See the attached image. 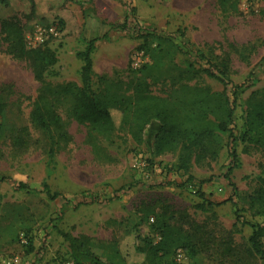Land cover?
Listing matches in <instances>:
<instances>
[{"label":"rangeland","instance_id":"obj_1","mask_svg":"<svg viewBox=\"0 0 264 264\" xmlns=\"http://www.w3.org/2000/svg\"><path fill=\"white\" fill-rule=\"evenodd\" d=\"M12 17L21 21L29 47H49L57 54L58 74L50 76L53 81L81 82L79 52L92 38L96 39L95 86L100 74L141 77L140 69L150 63L149 72L160 76L152 88L163 93L190 62L205 66L210 59L226 61L233 82L248 86L237 101L233 127L239 133L244 129L247 98L264 87V0H240L238 9L228 15L221 12L218 0H0V101L6 104L0 126H27L31 133V144L24 149L13 146L8 133L0 137V264L69 260L79 264L61 231L88 235L97 255L116 245L129 263L139 264L145 260L140 250L144 240H160L154 222L165 210L185 227L200 223L218 243L229 241L237 252L222 256L217 246L214 253L190 257L179 249L174 255L178 263L263 264L247 252L253 229L236 218L230 197L246 220L264 223V216L256 215L249 204L264 167V149L238 141L237 164L230 156L226 134L216 160L195 164L185 173L174 168L177 152L153 156L151 130L142 143L118 131L113 140L102 139L108 153L94 152L87 142V127L64 108L60 113L72 138L61 142L50 161L49 135L30 120L40 84L27 61L7 52L1 33V22ZM139 26L167 33L184 31L186 40L205 58L191 60L154 37L145 43L136 34ZM201 83L215 91L223 89L222 83L207 76ZM229 169L236 192L228 181ZM21 181L27 188L19 187ZM44 182L61 196L51 199ZM206 201L214 203L208 211L197 207Z\"/></svg>","mask_w":264,"mask_h":264},{"label":"trees","instance_id":"obj_2","mask_svg":"<svg viewBox=\"0 0 264 264\" xmlns=\"http://www.w3.org/2000/svg\"><path fill=\"white\" fill-rule=\"evenodd\" d=\"M239 2L240 0H218L221 12L225 15L236 11ZM125 24L129 25L128 22ZM137 29V36L143 38L145 43L150 37H154L186 53L191 60L194 57L205 58L203 51L186 40L184 31L167 33L141 26ZM1 33L7 43V52L17 59L27 61L40 84L30 112V120L36 129L49 135L50 161L54 160L61 142L67 143L72 138L60 113L64 108L72 119L87 127V142L94 152L107 151L102 139L111 141L118 131H124L137 143H142L147 131L151 130L154 134L153 156L177 152L174 168L185 173H189L195 164L209 165L216 160L224 146L226 134L230 156L237 164L238 141L264 149V87L253 90L247 98L244 129L237 133L233 127L237 101L248 86L245 82H233L226 61L210 59L205 66H196L193 61L190 62L188 67L179 70L163 93H157L152 88L159 82L160 76L149 72L152 66L150 63L144 64L140 69L143 72L141 77L124 79L100 74L95 86L92 53L96 39L92 38L87 40L86 48L79 52V57L83 60L81 82L53 81L50 76L58 74L55 71L58 62L55 51L43 46L29 47L23 25L17 17L3 20ZM204 76L222 83L223 89L215 91L210 85L202 84L201 79ZM5 106V102L0 101V113ZM0 132H3L0 137L8 133L7 138L19 149L27 148L31 144V133L27 126L4 124L0 126ZM230 172L231 169L227 172L228 181L236 192L237 187L230 178ZM257 184L255 191L249 195V204L256 215L264 216V167L257 177ZM19 187L27 188V184L21 181ZM43 187L51 199L61 196L60 192H53L48 183L44 182ZM230 200L235 206L236 218L253 229L248 239L247 252L264 264V223L246 220L233 197ZM204 202L197 205L204 211L214 205L211 201ZM168 212L165 210L156 215L154 226L160 232V240H144L140 250L145 253V260L139 264H182L174 259L179 249L194 257L200 253H214L213 247L218 246L216 251L222 256L237 255L229 241L218 243L211 232L200 223L192 222L185 227L183 222L175 218L174 213L168 215ZM61 234L69 241L73 258L79 264H84L85 261L98 264H132L116 245H108L97 255L88 235H72L64 231ZM28 242L32 245L30 237Z\"/></svg>","mask_w":264,"mask_h":264},{"label":"built area","instance_id":"obj_3","mask_svg":"<svg viewBox=\"0 0 264 264\" xmlns=\"http://www.w3.org/2000/svg\"><path fill=\"white\" fill-rule=\"evenodd\" d=\"M65 264H76V263L74 261L69 260Z\"/></svg>","mask_w":264,"mask_h":264}]
</instances>
